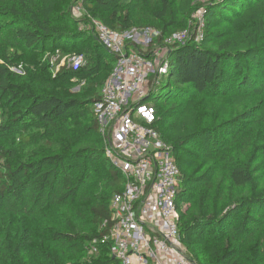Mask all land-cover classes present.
<instances>
[{"label":"trees","instance_id":"16d2710c","mask_svg":"<svg viewBox=\"0 0 264 264\" xmlns=\"http://www.w3.org/2000/svg\"><path fill=\"white\" fill-rule=\"evenodd\" d=\"M90 17L158 32L149 57L188 30L146 99L181 171V239L196 264H264V0H0V264H118L104 238L126 181L92 109L118 57Z\"/></svg>","mask_w":264,"mask_h":264},{"label":"built area","instance_id":"2783aa9c","mask_svg":"<svg viewBox=\"0 0 264 264\" xmlns=\"http://www.w3.org/2000/svg\"><path fill=\"white\" fill-rule=\"evenodd\" d=\"M195 18L197 38L202 40L203 12L199 11ZM90 22L87 29L118 57L102 88V100L92 109L97 113L106 156L126 181L124 190L112 198L114 226L104 241L111 243V254L118 264H196L189 258L179 230L177 195L181 171L169 145L153 128L156 111L146 102L151 91L169 76L168 46L185 42L189 32L175 33L167 45L155 48L149 57L146 50L158 32L113 30L91 17ZM129 41L133 45L128 49ZM59 55L57 51L50 58L54 77L66 60L63 58L56 66ZM84 60L82 55L68 57V68L76 70Z\"/></svg>","mask_w":264,"mask_h":264},{"label":"rangeland","instance_id":"374dc122","mask_svg":"<svg viewBox=\"0 0 264 264\" xmlns=\"http://www.w3.org/2000/svg\"><path fill=\"white\" fill-rule=\"evenodd\" d=\"M207 1H210V0H207ZM204 2H206V1H204ZM80 5H75L74 7H73V14L76 16V17H82L83 16V12H84V10L82 9V11H77V8L79 7ZM199 13V12H198ZM198 13H197V18H198ZM164 56V55H163ZM83 84H81V86H82ZM80 89V86H78V87H76L74 90L75 91H77V90H79ZM90 255H92V254H90Z\"/></svg>","mask_w":264,"mask_h":264}]
</instances>
